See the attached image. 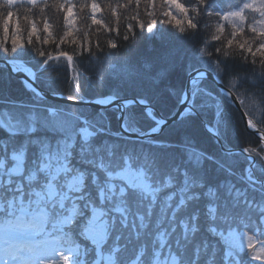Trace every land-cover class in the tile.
Wrapping results in <instances>:
<instances>
[{
    "label": "snow or ice",
    "instance_id": "obj_1",
    "mask_svg": "<svg viewBox=\"0 0 264 264\" xmlns=\"http://www.w3.org/2000/svg\"><path fill=\"white\" fill-rule=\"evenodd\" d=\"M74 7L0 0V264H264V0H115V26L92 0L82 36ZM145 32L152 57L116 54ZM61 58L72 90L54 102L37 84Z\"/></svg>",
    "mask_w": 264,
    "mask_h": 264
},
{
    "label": "trees",
    "instance_id": "obj_2",
    "mask_svg": "<svg viewBox=\"0 0 264 264\" xmlns=\"http://www.w3.org/2000/svg\"><path fill=\"white\" fill-rule=\"evenodd\" d=\"M51 2V0H50ZM63 2V0H61ZM96 3L100 5L101 11L97 12V18L104 20L105 23L109 24L110 26L116 25V20L111 15L110 8L106 7L109 3H115V0H95ZM123 2V0H121ZM181 2H185V0H181ZM233 4L240 3V0H231ZM71 3L75 5L73 11L76 13V28L79 30L77 32L78 36H82L84 31H90L94 32L97 26L91 25L90 15H91V8L90 4L92 3V0H71ZM82 5H88V7H81ZM49 22L54 25L57 31H62L64 27V21H63V13L57 12L55 9L53 10H46ZM127 13L124 12V10H118V15L121 16V20L119 22V30L121 32V37L124 33V27L129 22L128 20H125L123 17ZM175 14V13H174ZM17 16H19V23L21 26L22 31L27 27L25 21L23 20V12L17 13L13 17V24L16 23ZM84 18H87L86 20ZM179 19V17H177ZM30 19H34L37 21V27H42V23L40 21L39 16H31ZM0 25H2V16H0ZM168 30H171L174 32V34L179 35V33L172 28L171 25L166 26ZM225 29L226 32L229 30V26L227 23H225ZM136 32L139 34L140 30L136 29ZM11 33V29H10ZM26 36V33H24ZM115 33H105L103 30L99 33V39L101 41H104L108 38H114ZM204 35H197L196 37H193L190 40H186L182 42L183 45V51L184 54L187 57H191L196 47H198L203 39ZM3 39V33L2 30H0V40ZM93 39H95V36H93ZM118 43H120L119 51L116 53L120 58L126 59L130 64H135L138 61L147 59L152 57L156 51L161 46V41L158 37H153L147 34L146 32L142 35H138L137 39L133 40L131 43L122 42V40L118 39ZM219 42L213 41L212 44L216 45ZM7 46L10 47V36L8 39ZM46 49L54 51L55 46L54 45H45ZM61 48L64 50H68L71 54L72 48L68 45H61ZM115 51V50H114ZM87 54L84 55V57H81L78 59V64L82 63L83 65L88 64L87 60ZM238 67L240 68H246L247 65L238 64ZM83 71V69H81ZM88 73H84L86 76ZM49 78H45V82L39 83L42 87L48 89L49 87H54L57 91H61L64 94L68 95L70 94V91L72 90L71 87V77H72V70L67 67L66 61L61 58L60 61L52 62V68L49 70L48 73ZM17 85L14 82L13 88H16ZM82 90L84 92H87L89 94L90 98H97L99 97V94L102 92L99 88H88L83 87ZM55 102V101H54ZM89 111H92V109H89ZM108 115L112 116L114 119V114L109 112ZM234 124L237 125L241 130H243V125L240 123V113H236L234 118ZM250 139L258 140L259 138L257 136H252ZM211 141H207L205 146L210 147ZM251 234V233H250ZM254 264H261L260 261L254 262Z\"/></svg>",
    "mask_w": 264,
    "mask_h": 264
},
{
    "label": "water",
    "instance_id": "obj_3",
    "mask_svg": "<svg viewBox=\"0 0 264 264\" xmlns=\"http://www.w3.org/2000/svg\"><path fill=\"white\" fill-rule=\"evenodd\" d=\"M15 75V74H14ZM37 87L45 92H47L48 89L42 87L39 83L37 84ZM59 95L57 97H53L52 100L57 101V100H61L63 97L66 96V94H64L61 91H58ZM99 98V97H98ZM93 99H97V98H93ZM97 109H99V106H97ZM251 131V130H249ZM258 137V136H257ZM259 138V137H258ZM238 150V149H237Z\"/></svg>",
    "mask_w": 264,
    "mask_h": 264
}]
</instances>
